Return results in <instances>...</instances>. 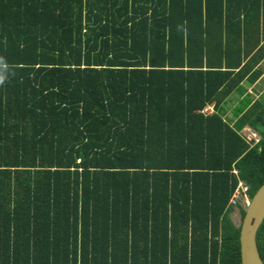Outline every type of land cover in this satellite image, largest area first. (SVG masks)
<instances>
[{
	"label": "trees",
	"instance_id": "16d2710c",
	"mask_svg": "<svg viewBox=\"0 0 264 264\" xmlns=\"http://www.w3.org/2000/svg\"><path fill=\"white\" fill-rule=\"evenodd\" d=\"M0 56V264H240L264 0H0Z\"/></svg>",
	"mask_w": 264,
	"mask_h": 264
},
{
	"label": "water",
	"instance_id": "95a60500",
	"mask_svg": "<svg viewBox=\"0 0 264 264\" xmlns=\"http://www.w3.org/2000/svg\"><path fill=\"white\" fill-rule=\"evenodd\" d=\"M264 219V181L245 206L239 230L240 264H263L256 233Z\"/></svg>",
	"mask_w": 264,
	"mask_h": 264
},
{
	"label": "rangeland",
	"instance_id": "374dc122",
	"mask_svg": "<svg viewBox=\"0 0 264 264\" xmlns=\"http://www.w3.org/2000/svg\"><path fill=\"white\" fill-rule=\"evenodd\" d=\"M260 68L263 70L262 75L253 84L246 83L248 92L251 93L254 98L260 97L261 93L264 91V60L260 64ZM235 103H236V100L228 101L227 102V104H226V112H227V115L232 116L231 109L233 108V106L235 105ZM205 111L207 113H210L212 111L211 106L207 107L205 109ZM241 132L247 138L248 137H251L252 138V136H255V134H254L255 132H253L252 130L248 129L247 127L243 128L241 130ZM244 208H245V206H244ZM230 217H231V219L233 220V222L236 225H240L241 218H240V213H239L238 208L233 207V209L230 212Z\"/></svg>",
	"mask_w": 264,
	"mask_h": 264
},
{
	"label": "built area",
	"instance_id": "2783aa9c",
	"mask_svg": "<svg viewBox=\"0 0 264 264\" xmlns=\"http://www.w3.org/2000/svg\"><path fill=\"white\" fill-rule=\"evenodd\" d=\"M211 108H212V106H211ZM254 134H255V136H252V138H256V133H254ZM248 139H251V137H248ZM247 191H248L247 186L243 182H239L234 193H233V195H232V197L229 200L230 204L235 205L237 203V201L240 200L243 207L246 206L250 200V198L248 197Z\"/></svg>",
	"mask_w": 264,
	"mask_h": 264
},
{
	"label": "clouds",
	"instance_id": "9594fccd",
	"mask_svg": "<svg viewBox=\"0 0 264 264\" xmlns=\"http://www.w3.org/2000/svg\"><path fill=\"white\" fill-rule=\"evenodd\" d=\"M9 67L6 58L0 56V87L5 86L10 81L11 76L15 75V72H9Z\"/></svg>",
	"mask_w": 264,
	"mask_h": 264
}]
</instances>
